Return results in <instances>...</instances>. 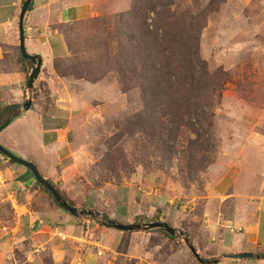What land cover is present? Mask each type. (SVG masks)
<instances>
[{"label":"rangeland","instance_id":"obj_1","mask_svg":"<svg viewBox=\"0 0 264 264\" xmlns=\"http://www.w3.org/2000/svg\"><path fill=\"white\" fill-rule=\"evenodd\" d=\"M158 1L177 31L192 19L198 23L196 44L211 88L199 99L195 126L161 130L163 122L172 128L169 119L146 103L132 73L118 69L122 46L130 50L126 42L138 33L136 0H98L92 19L51 27L63 33L72 52L44 66L30 114L42 120L55 148L41 150L33 130L16 127L18 118L11 124L24 139L22 154L8 150L34 163L44 178L45 165L53 168L50 181L79 209L125 225L142 217L167 222L188 236L196 255L182 237L154 232H122L111 248L99 234L101 224L67 215L31 172L0 155L7 176L0 188V264H87L94 257L100 264H202L197 256L210 261L236 254L230 248L246 243L250 227L259 226L264 240V0ZM16 2H2L7 9H0V19ZM149 17L150 24L155 16ZM0 48V110L22 106L29 94L18 29ZM10 198L29 211L14 237L2 231L15 219ZM56 228L69 241L51 240ZM91 242L105 253L99 256ZM40 246L44 252L30 262ZM260 250L253 253L264 256L263 243Z\"/></svg>","mask_w":264,"mask_h":264},{"label":"trees","instance_id":"obj_2","mask_svg":"<svg viewBox=\"0 0 264 264\" xmlns=\"http://www.w3.org/2000/svg\"><path fill=\"white\" fill-rule=\"evenodd\" d=\"M24 3L25 0L22 5ZM33 7L34 2L29 13ZM166 8L157 0H136L133 13L137 16L136 20L140 21L138 33L126 42L132 43L130 50L122 46L124 52L118 57L121 62H117V66L119 71L124 68L126 72L133 74L146 103L150 104L155 112L158 113L160 110L163 119H169L167 124L172 128L163 122L160 129L168 130L169 133H178L184 128L195 126L192 124V119L199 114L201 107L198 104L199 99H205L210 91L211 76L198 53L196 44L199 39L196 30L198 23L192 19L182 30L177 31L169 18L170 15H165ZM150 14H154L155 19L149 24ZM67 46L72 52L69 42ZM20 61L25 64L21 56ZM124 85H126L125 81ZM7 107L2 108L0 114ZM20 117V112L12 108L4 115L1 126H5L10 121L14 122ZM4 158L11 164L17 165ZM31 178L35 180L33 176ZM68 202L75 206L72 202ZM90 219L94 220V218Z\"/></svg>","mask_w":264,"mask_h":264},{"label":"crops","instance_id":"obj_3","mask_svg":"<svg viewBox=\"0 0 264 264\" xmlns=\"http://www.w3.org/2000/svg\"><path fill=\"white\" fill-rule=\"evenodd\" d=\"M2 2H5V0H0V9H7V7H5ZM22 2L23 0H18V2L14 3L12 6L8 5L9 12L4 19H0V45L8 43L9 40L13 36H15L18 29L17 27L19 22V15L22 8ZM33 2V10L28 13L25 23L26 48L28 47L31 49V54L40 55L43 57V68L47 65V63H49L50 65L52 64L53 66L55 60L67 58L70 51L68 49L63 33L59 32L58 29H51V27L54 25L71 24L92 19V17L98 15V0H33ZM2 55L3 51L0 48V59L2 58ZM23 66L28 73L29 65L25 63L23 64ZM3 85V82L0 80V87L3 88ZM51 85L52 83L49 82V87H51ZM4 89L2 90L3 92L0 91V100L3 99ZM52 92V97L57 101V96H59V94H54V90H52ZM58 106L59 109H63L60 105ZM30 113L31 111H28L27 113L23 114L15 122L16 127L18 125H22L25 128H29V130L31 131L33 130V132L37 134L42 141L38 142V145H42V143L44 145L43 147L40 146L41 148H39L46 151L51 148L47 152L53 150L52 148L55 147L49 144L52 135L49 134L50 132L43 127L42 120L39 118H34ZM13 125L10 124L1 134L3 136V146L7 149L10 148L11 150L19 152V154H22L23 147L21 141L24 139L21 135L18 134L15 125ZM43 156H46V153H43ZM52 173L53 168H49L48 164L47 166L45 165V179L48 178V180H52ZM121 233L122 232L118 233L116 232V230L109 229L104 226L99 230V234L102 237L108 238L109 242L112 245L111 248L115 246L116 241L120 243L122 237ZM244 241H246L245 244L246 247L248 246L247 248H245L244 243L242 245H239L237 242L234 243L233 247L230 249L234 250L236 254H239L241 252H260V247L262 243L264 245V240L263 238H260L259 226L258 228L250 227V229L248 230V234L246 235V240ZM90 244L95 245V247L98 248V253L100 251H104L105 253V249H100L101 247L97 245L98 242H91ZM240 246L241 248H238ZM236 248L238 249L236 250ZM97 254L94 256H97ZM89 263L100 264V261L99 258L94 257L91 260H87V264ZM229 263L241 262L229 261Z\"/></svg>","mask_w":264,"mask_h":264},{"label":"water","instance_id":"obj_4","mask_svg":"<svg viewBox=\"0 0 264 264\" xmlns=\"http://www.w3.org/2000/svg\"><path fill=\"white\" fill-rule=\"evenodd\" d=\"M33 0H25V3L22 5L21 12L19 15V22H18V31H19V49L20 55L22 60L29 65L28 68V75L26 81V91L29 94L28 101L22 105H10L5 108L0 114V133L6 129L11 122L7 123L5 126H1L4 115L12 108H15L17 111L20 112L21 116L28 111L31 110L33 106V95L34 89L36 86L37 81L40 78L42 69H43V57L40 55H31L28 53L26 48V34H25V23L27 15L30 11L32 6ZM0 153L4 157H6L11 162L24 167L28 171H30L35 178L37 184H39L45 191H47L50 196L53 198L55 203L70 217L74 219H83L85 217H92L94 218L99 224L104 227H110L114 230L123 232V233H133V232H145V233H164L171 238L174 237H182L184 241L187 243L190 250L196 255V251L194 246L190 242L187 235L182 232H179L177 229L170 226L167 222H159L154 221L147 218H140L134 224H121L112 220L111 218L106 217L105 215H101L99 212L93 210H86V209H79L76 206L71 205L58 191L56 186L52 184L49 180L45 179L39 172L37 166L26 160L19 158L18 156L14 155L11 151L0 144ZM197 259L202 264H224L232 260H255L257 262H263L264 256L257 255L254 253H239V254H224L219 258L205 261L200 259L197 256Z\"/></svg>","mask_w":264,"mask_h":264},{"label":"built area","instance_id":"obj_5","mask_svg":"<svg viewBox=\"0 0 264 264\" xmlns=\"http://www.w3.org/2000/svg\"><path fill=\"white\" fill-rule=\"evenodd\" d=\"M6 174L4 172V169L1 167V162H0V188L5 187L7 184V178ZM10 203L13 208L14 214H15V219L11 225H5L2 227V231L5 236H12L14 237L17 235V233L20 232V224H21V218L25 216L26 214L29 213L27 206L25 205H20L17 202V199L15 198H10ZM54 238H58L61 242H67L69 241V236L65 235L60 229L56 228L54 232L51 233V240ZM44 246H40L38 248H35V250L32 252L31 255L28 256V260L31 262L32 258L37 257L41 255L44 252L43 249ZM104 251H100L98 253L99 256H102Z\"/></svg>","mask_w":264,"mask_h":264}]
</instances>
